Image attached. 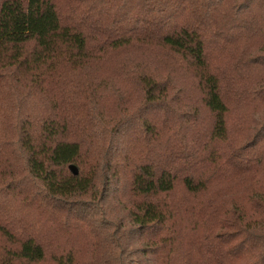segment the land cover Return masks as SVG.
Here are the masks:
<instances>
[{
  "label": "trees",
  "instance_id": "obj_1",
  "mask_svg": "<svg viewBox=\"0 0 264 264\" xmlns=\"http://www.w3.org/2000/svg\"><path fill=\"white\" fill-rule=\"evenodd\" d=\"M0 264H264V0H0Z\"/></svg>",
  "mask_w": 264,
  "mask_h": 264
}]
</instances>
